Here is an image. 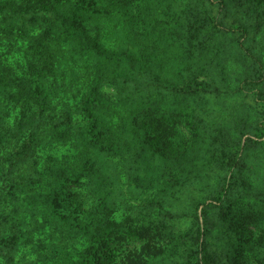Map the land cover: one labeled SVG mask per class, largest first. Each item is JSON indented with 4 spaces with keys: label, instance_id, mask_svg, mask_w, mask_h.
Instances as JSON below:
<instances>
[{
    "label": "trees",
    "instance_id": "16d2710c",
    "mask_svg": "<svg viewBox=\"0 0 264 264\" xmlns=\"http://www.w3.org/2000/svg\"><path fill=\"white\" fill-rule=\"evenodd\" d=\"M105 32L115 46L104 42ZM219 60L223 72L216 75ZM234 81L261 108V121H242L237 102L215 126L196 124L195 109ZM234 115V126L252 136L245 153H264V0H0V182L9 189H0V264L21 257V232L11 227L24 225L22 212L33 217L34 228L46 230L51 223L34 218L58 219L64 190L85 184L96 186L98 207L106 211L91 228H81L88 246L66 264H115L124 248L146 249L142 233L167 229L139 207L135 227L110 220L116 205L104 157L134 150L182 167L187 143L213 127L217 144L225 134L222 122ZM237 139L210 162L223 171L209 199L228 211L236 208L231 191L246 160ZM48 142L79 147L80 155L41 166L37 149ZM258 153L255 164L264 167ZM28 173L38 179L31 190L21 185ZM254 228L264 232L261 223ZM254 232L231 250L211 244L197 227L185 263L264 264V236L253 239Z\"/></svg>",
    "mask_w": 264,
    "mask_h": 264
},
{
    "label": "rangeland",
    "instance_id": "374dc122",
    "mask_svg": "<svg viewBox=\"0 0 264 264\" xmlns=\"http://www.w3.org/2000/svg\"><path fill=\"white\" fill-rule=\"evenodd\" d=\"M110 29L111 26H108L107 30ZM106 32L104 42L108 47L115 46L117 40L108 39ZM221 63V60L219 64L217 61L214 62L212 71L216 75L223 72ZM241 68L242 66L239 70L241 74L239 79L242 81L245 75ZM232 84L229 85L230 89L224 88V85L219 86L220 94L215 99L212 100L214 94H210L208 95L210 99L207 98L201 108L195 109V116L198 119L195 120L196 124L201 122L210 126L214 121L213 126H215V123L217 124L220 120L218 116L221 114L225 116L224 112L231 109L237 102H240L241 109L238 115L242 121L253 123L261 121L256 119L262 112L258 104L244 97L246 89L240 83L234 81ZM249 87L250 90L254 89L252 85ZM234 117L233 122L228 119L227 122H222L225 134L217 144L213 127L211 132L203 129L196 141L187 143L186 159L182 167L171 166L165 159L151 158L149 155L147 160L144 153H134V150L104 157L109 162L107 175L111 180L107 190L113 195L116 205L115 208H110L112 211L111 216L109 215L110 220L125 225L126 229L135 227L138 224V216L133 215V211L139 207V209L143 208V215L146 218L151 217L153 222L162 224L161 227L167 229L166 233L156 231L153 226L150 227V232L141 234L150 243L148 247L120 250L114 256L117 259L115 264L136 262L186 264L185 254L192 244L190 236L194 235L197 227L211 244H218L231 250H235L237 244H239L238 247L244 244L251 231H255L252 234L253 239L258 237L262 239L264 232L256 231L254 225L261 223V227H264L262 222L264 219V167L255 164V161L259 159L254 156H258V152H263L260 149L247 150L249 155L245 153L248 145L245 142L252 136L234 126L236 115ZM11 120L9 121L12 122ZM235 136L240 141L241 154L246 160L240 178L231 191V198L237 200L232 202L236 208L234 211H228V205L224 202L220 204L216 200L209 199L211 192L216 190V181L222 176L223 171V167L222 170L214 168L210 162L222 156L221 151L231 144L230 139L232 140ZM211 142L215 143L210 146ZM248 147L257 146L249 145ZM37 155L40 158V165L43 166L54 161L60 163L73 161L80 153L79 147L70 148L48 142L44 148L37 149ZM252 157L254 160H251ZM182 168L184 171L177 173ZM255 174L258 176L255 177ZM178 175L183 177L178 178ZM26 177H29L27 183L21 185L28 190L35 188L37 175L28 173ZM0 189L9 190L8 182H0ZM95 192V185L86 184L64 190L60 197L58 219L53 220L47 215L34 218L38 222L42 221L44 226L49 221L51 224L46 230L34 228L33 217L29 213L22 212L25 218L24 225L20 226V229L11 227V233L21 232L17 249L21 257L15 258V264H66L70 263V260L80 259L83 256L81 252L88 246V240L83 232L100 220L106 211V209L102 210L101 206L98 207L100 201ZM105 215L108 216V214ZM43 219H45L44 222ZM87 225L88 227L82 232L81 228L84 229ZM168 230L172 237L168 234ZM179 249L180 255L175 257L171 255L172 250Z\"/></svg>",
    "mask_w": 264,
    "mask_h": 264
}]
</instances>
